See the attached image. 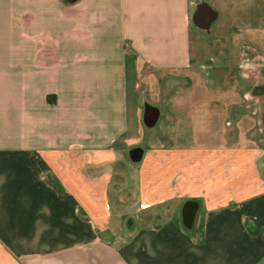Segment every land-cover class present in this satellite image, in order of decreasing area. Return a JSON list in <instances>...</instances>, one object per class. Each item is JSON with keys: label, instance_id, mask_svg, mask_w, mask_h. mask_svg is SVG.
Wrapping results in <instances>:
<instances>
[{"label": "crops", "instance_id": "0c3cea01", "mask_svg": "<svg viewBox=\"0 0 264 264\" xmlns=\"http://www.w3.org/2000/svg\"><path fill=\"white\" fill-rule=\"evenodd\" d=\"M193 5L0 0V264H264V136L213 113L198 143L161 102L196 29H219Z\"/></svg>", "mask_w": 264, "mask_h": 264}, {"label": "rangeland", "instance_id": "374dc122", "mask_svg": "<svg viewBox=\"0 0 264 264\" xmlns=\"http://www.w3.org/2000/svg\"><path fill=\"white\" fill-rule=\"evenodd\" d=\"M193 1L199 4L198 9H208L214 4L220 13L216 25L219 29L214 34V24H207L208 21L202 28L196 29L202 35L201 40L194 35L191 37V49L196 56L194 66L165 78L163 107H181L180 111L173 112L176 118L181 111L191 120L195 116L199 121L197 128L201 127L194 130L196 133L192 137L198 143L206 144L207 140L216 136V125L213 127L210 122L213 113L215 117H221L222 136L234 133L238 136L239 133L242 136H264V111L256 104L260 100L256 95L264 94V71L256 70L257 61L252 59L258 53L264 54V47L259 36L250 32L263 5L258 0H232L233 8L228 12L229 0ZM197 7L193 5L191 10L192 26L198 23ZM213 15L210 8L206 20L212 19ZM228 23L232 27L228 28ZM222 54L226 55L224 59L220 58ZM247 90L252 95L248 94L246 100L242 95ZM160 130L157 127V131ZM157 137L162 139L164 136ZM194 141L189 140L190 143Z\"/></svg>", "mask_w": 264, "mask_h": 264}]
</instances>
